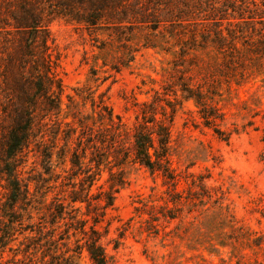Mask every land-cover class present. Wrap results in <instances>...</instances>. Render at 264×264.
<instances>
[{
  "label": "trees",
  "instance_id": "16d2710c",
  "mask_svg": "<svg viewBox=\"0 0 264 264\" xmlns=\"http://www.w3.org/2000/svg\"><path fill=\"white\" fill-rule=\"evenodd\" d=\"M54 20L72 23L99 42L93 44L94 76L98 60L104 72L118 73L141 47L170 55V83L162 85V94L139 103L132 127L93 90L75 92L81 101L67 94L63 103L59 57L50 49ZM253 62L259 65L254 72L264 73V0H0V176L6 189L0 264H78L84 250L93 264H115L102 242L107 229L99 223L113 206L128 165L160 175L166 185L162 204H144L148 232L158 234L167 227L163 221L191 215L194 232L177 234L189 249L219 256L221 248L228 249L237 264L246 253L235 242L264 251V237L236 225L222 197L213 199V188L204 181L210 173H189L190 186L179 189L185 177L173 163L171 143L175 113L187 100L202 124L228 141L231 132L220 127L225 118L211 88H220L229 71L245 74L243 66ZM86 102L89 112L80 107ZM29 149L43 171L23 181L20 159ZM65 158L69 169L63 175L57 168ZM105 169L107 187L98 185L93 192ZM170 233L164 230L166 237ZM194 256L205 261L202 252ZM254 261L264 264V256Z\"/></svg>",
  "mask_w": 264,
  "mask_h": 264
},
{
  "label": "rangeland",
  "instance_id": "374dc122",
  "mask_svg": "<svg viewBox=\"0 0 264 264\" xmlns=\"http://www.w3.org/2000/svg\"><path fill=\"white\" fill-rule=\"evenodd\" d=\"M49 29L53 39L50 49L59 57L56 72L64 88L63 103L67 102V94H72L79 101L75 92L80 89L86 95L88 90H93L96 99L102 94L113 113L120 115L132 127L139 103L151 101L157 92L162 94V85L167 81L170 83V75L173 74L169 69V54L141 47L135 61L118 73L112 70L104 72L107 68H99L102 60H98L94 76L90 68L98 53L94 45L99 42L95 43L85 30L64 20H54ZM258 67V63L253 62V65L243 66L245 74L241 70L236 75L229 71L220 88H211L216 94L214 105L225 118L220 127L231 132L228 141L220 139L211 128L204 126L193 102L187 100L175 113L171 143L175 153L173 163L185 177L181 178L179 189L190 186L192 177L189 173L205 176L210 173L211 177L204 181L213 188V199L222 197L220 201L228 206L236 225L241 224L244 229L264 237V73H255ZM235 76L244 78L240 85L232 81ZM169 98L172 99L171 96ZM80 107L88 112L91 110L89 102L80 104ZM20 161L23 181L29 177L36 178L43 171L34 150H27ZM68 169L69 163L65 158L57 171L64 175V170ZM124 172L125 182L116 193L113 206L107 208L99 223L102 231L107 229L102 242L115 264H237L236 257L228 258V249L221 248L222 262L221 256L202 248L198 251L189 249L186 241L178 238L177 234L182 235L183 231L188 234L194 232L191 215L182 220H171L168 224L163 221L167 226L164 230L171 231V236L166 237L162 229L158 234L148 232L149 215L143 212L148 207L144 204H162L166 185L160 175H152L139 165H128ZM108 177L109 172L105 169L92 191L96 192L101 184L107 187L105 180ZM31 186H34L33 182ZM5 192V181L0 176V204ZM52 195L49 193L47 199ZM17 240H20V235ZM235 246L238 251L246 253L240 264H257L254 259L260 260L264 256L261 249L253 251L240 241L235 242ZM199 252L205 261L194 256ZM11 254L6 252L5 256ZM87 254L84 250L79 255L78 264H93Z\"/></svg>",
  "mask_w": 264,
  "mask_h": 264
}]
</instances>
